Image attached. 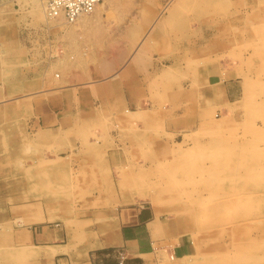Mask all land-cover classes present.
<instances>
[{
  "label": "rangeland",
  "instance_id": "rangeland-1",
  "mask_svg": "<svg viewBox=\"0 0 264 264\" xmlns=\"http://www.w3.org/2000/svg\"><path fill=\"white\" fill-rule=\"evenodd\" d=\"M35 1L0 0V89L20 71L59 79L57 54L68 49L64 43L78 44L90 60L93 49L110 44L116 25H130L137 45L170 0H100L96 9L102 15L78 33L69 30L80 18L68 24L49 20L36 12ZM179 10L166 12L167 24L149 38L150 61L156 55V61L165 60L162 73L172 70L167 80L160 76L166 89L157 90L156 104L143 116L95 106L91 141L81 143L76 154L33 158L40 145L26 121L40 110L24 109L19 131L5 122L10 116L0 107V197L9 204L37 202L76 257L92 246L95 230H113L118 208L143 204L168 222L174 245L183 250L172 260L158 254L153 264H264V0H189ZM207 65L219 68L223 79L240 80L243 92L224 113L222 104L208 107L199 96L198 124L185 126L192 98L181 97L180 83ZM52 86L43 85V95L23 100V107L46 100ZM179 108L182 120L174 114ZM137 192L147 196L138 201ZM153 194L159 203L148 199Z\"/></svg>",
  "mask_w": 264,
  "mask_h": 264
},
{
  "label": "crops",
  "instance_id": "crops-1",
  "mask_svg": "<svg viewBox=\"0 0 264 264\" xmlns=\"http://www.w3.org/2000/svg\"><path fill=\"white\" fill-rule=\"evenodd\" d=\"M77 23L76 30L74 28L70 32L78 33L92 26L84 21ZM130 29L132 27L128 24L113 26L110 44L100 50L93 49L90 60L85 59L84 51L78 44L68 46L64 43L63 47L68 49L58 54L62 74L55 76L59 78L57 80L41 75L33 77L20 71L18 76L9 79L6 89H0V107H4L10 116L5 122L19 131L23 126L20 117L23 110L35 113L36 109L40 110L33 119L26 121L40 145L38 155L33 158L51 161L76 154L81 143L91 141L87 139V132L97 124L95 106L143 116L148 106L156 104L157 90L160 86L166 89V84L160 82L163 75L160 66L165 60L156 61L158 56L153 55L154 61H150L148 48L151 43L149 38L162 28L151 32L148 39H141L138 52L135 51L136 39L129 33ZM198 76L201 77V87ZM46 84L53 85L46 91L47 99L33 102L43 95L42 86ZM180 87L182 98L184 93L191 94L190 118L186 116V121L182 120V108L176 109L174 114L190 127L198 124L199 96L208 107L222 104L220 110L224 113L228 111L227 106L243 92L240 80L236 81L233 77L223 79L219 68L214 65H207L191 79L181 81ZM31 98L32 106L27 104L24 108L22 101ZM121 115L118 114V117ZM1 190L3 186L0 183ZM35 205L37 202L34 201L9 204L0 197V264H117L119 254L124 257L123 264H153L155 257L163 252L169 256L183 253L181 245L173 243V228L161 215H156L151 207L133 204L118 206L120 208L112 217L113 230L105 235L102 230H95L92 246L76 257L72 245L65 242L64 232L52 225L45 209L40 207L38 210ZM31 218L37 220L28 222ZM102 238L109 240L104 242ZM101 244L103 248H100ZM64 250L71 252L76 261L71 262Z\"/></svg>",
  "mask_w": 264,
  "mask_h": 264
},
{
  "label": "bare ground",
  "instance_id": "bare-ground-1",
  "mask_svg": "<svg viewBox=\"0 0 264 264\" xmlns=\"http://www.w3.org/2000/svg\"><path fill=\"white\" fill-rule=\"evenodd\" d=\"M184 1H189V0H170L169 2H167V4H165L162 8H161V10H160V12L158 13V15L156 16V18L153 20V22H152V24L150 25V28L148 29V32H146L144 35H143V37H142V41H144L143 40V38H145V39H148V37H149V35H150V33L151 32H154V30L156 29H159L160 27H163L165 24H167V22H168V19H167V16H164V14L167 12H169V13H171L172 12V14H174V11L176 12V13H178L180 10V5H182V3H184ZM191 1V0H190ZM186 3V2H185ZM102 4L100 3V4H98L97 6H96V8L99 6V9H100V6H101ZM34 9L36 10V12L37 13H41V15H45V17H46V14H45V6H42V3L39 1V0H37V1H35V3H34ZM198 7V6H197ZM42 9H43V13H42ZM99 9H96L91 15H89V16H87V17H85V18H83L84 16H82V17H80V21L79 22H82V21H84V23H88V24H92V20L95 18L96 19V16H99V14H100V10ZM179 11H178V10ZM1 13V12H0ZM4 13H6V12H4ZM166 13V14H167ZM168 13V16L170 15ZM176 13H175V16H176ZM163 16H164V18H163ZM172 16V15H171ZM47 18V17H46ZM82 18V19H81ZM169 18V17H168ZM45 19V18H44ZM47 19H49L50 20V18H47ZM57 19H63L62 17H59V18H56V20ZM79 19V18H78ZM78 19H77V21H78ZM171 19H174V17H172ZM64 20V19H63ZM52 21H53V19H52ZM171 21V20H170ZM64 23V22H63ZM67 24H68V22H67ZM78 24V23H77ZM229 24V23H228ZM73 25V24H72ZM263 25V24H262ZM73 27H75V26H73ZM231 29H232V27H230ZM256 28V27H255ZM262 37V36H261ZM261 39V38H260ZM142 41H140V42H138V44L135 46V51H137L138 52V50H140V46H141V44H142ZM232 43H234V42H232ZM134 50V49H133ZM135 51H134V53H135ZM132 54V53H131ZM142 54V53H141ZM58 55V54H57ZM109 55L111 56V54L109 53ZM239 56V55H238ZM97 57V56H96ZM130 57H132V56H130ZM138 58H139V55H138ZM131 60V59H130ZM129 60V61H130ZM95 61V60H94ZM239 61V60H238ZM131 62V61H130ZM110 63V62H109ZM103 65V64H102ZM104 66V65H103ZM109 66H110V64H109ZM109 66L107 65V67L109 68ZM102 68V67H101ZM100 68V69H101ZM104 68H106V65H105V67ZM107 68V69H108ZM111 71V70H110ZM105 72H108V70L107 71H105ZM104 72V73H105ZM171 72H172V70H171V68H169L168 67V69L167 70H165L164 72H163V78H164V80H167V77H170L171 75ZM103 73V72H102ZM110 73V72H109ZM108 76V75H107ZM72 77V76H71ZM75 77V76H74ZM78 77V76H77ZM106 80V79H105ZM87 82V81H86ZM94 85V84H93ZM50 91V90H49ZM230 105V104H229ZM126 113H128V111L126 112ZM131 114V113H130ZM132 115V114H131ZM221 117V116H220ZM223 117H225V116H223ZM244 147V146H243ZM234 149V148H233ZM242 149V148H241ZM224 150V149H223ZM244 150V149H243ZM238 151V150H237ZM185 152V151H184ZM184 154H186V153H184ZM228 155V154H227ZM183 155H181V157H182ZM187 156V155H186ZM239 157V156H238ZM62 158V157H61ZM216 160V159H215ZM180 168V167H179ZM263 168V167H262ZM163 169V168H162ZM174 170V169H173ZM172 170V171H173ZM178 170V169H177ZM175 171V170H174ZM210 171V170H209ZM208 171V172H209ZM208 172H204L205 173V175L208 173ZM211 173H213L212 171H210ZM173 173V172H172ZM130 174V173H129ZM171 174V171H165V172H163L162 173V175H170ZM216 174H218V173H216ZM131 175V174H130ZM209 175V174H208ZM211 175H215V174H211ZM210 176V175H209ZM211 177V176H210ZM237 177V176H236ZM212 178V177H211ZM213 179V178H212ZM212 179H209V180H211L212 181ZM209 180H206V182L208 183V181ZM147 195L146 194H144L143 192L141 193V192H137V199H138V201H139V199H143L144 197H146ZM152 197L151 198H148L150 201H152V203H157L158 201L155 199L156 197L154 196V194L153 195H151ZM150 197V196H149ZM132 201H134V199H131ZM159 203V202H158ZM121 205V204H120ZM35 206H38V205H35ZM244 206V205H243ZM39 207V206H38ZM38 207H37V209H38ZM39 210H40V208H39ZM115 210V209H114ZM155 213H156V215H158V211L157 210H155ZM113 217V216H112ZM117 219V218H116ZM37 219L36 218H31L30 220H28V222H32V221H36ZM27 222V221H26ZM52 222V221H51ZM35 223V222H34ZM106 223V222H105ZM117 223V222H116ZM33 225H35V224H33ZM116 231V230H115ZM113 234H114V232H113ZM113 238V237H112ZM116 240V239H115ZM99 243H100V241H99ZM108 243V242H107ZM111 243V242H110ZM112 245V244H111ZM110 245V246H111ZM104 247V246H103ZM102 247V244H101V247L100 248H103ZM108 247V246H107ZM65 251V250H64ZM42 255V254H41ZM43 256V255H42ZM169 256V255H168ZM169 258V257H168ZM170 258H171V260L174 258L173 256H170Z\"/></svg>",
  "mask_w": 264,
  "mask_h": 264
},
{
  "label": "built area",
  "instance_id": "built-area-1",
  "mask_svg": "<svg viewBox=\"0 0 264 264\" xmlns=\"http://www.w3.org/2000/svg\"><path fill=\"white\" fill-rule=\"evenodd\" d=\"M100 0H47L45 14L47 18L62 17L66 22L73 23L83 15L94 12ZM124 257L118 256V263L123 264Z\"/></svg>",
  "mask_w": 264,
  "mask_h": 264
}]
</instances>
